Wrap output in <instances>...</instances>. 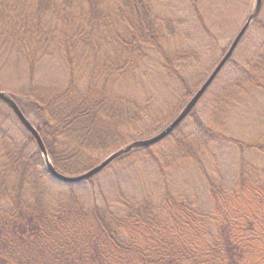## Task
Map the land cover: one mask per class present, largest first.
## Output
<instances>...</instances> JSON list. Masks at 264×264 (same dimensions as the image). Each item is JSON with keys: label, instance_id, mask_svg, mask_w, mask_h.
<instances>
[{"label": "trees", "instance_id": "obj_1", "mask_svg": "<svg viewBox=\"0 0 264 264\" xmlns=\"http://www.w3.org/2000/svg\"><path fill=\"white\" fill-rule=\"evenodd\" d=\"M155 1L0 0V50L21 55L29 76L27 87L9 96L39 133L60 173L81 174L135 140L129 133L151 116L152 98L139 103L116 87L133 85L143 67L176 81L180 92L167 102L171 105L158 124L141 132L146 134L142 138L167 126L204 82L198 65L217 36L206 11L215 2L218 17L210 16L211 21L225 24L224 8L236 0H159L165 14ZM263 10L264 0L236 48L251 25L263 33L261 40L250 46L254 49L243 63L234 60L235 48L221 68L230 62L235 72L209 106V121L219 130L242 96L254 88L264 91ZM50 17L60 23L57 29ZM191 38L198 41L195 48L188 44ZM178 40L181 44L172 49ZM51 47L65 55L69 74L62 87L33 81L37 56ZM226 51L222 48L223 55ZM221 70L167 136L132 148L101 170L121 162L132 168L147 158L155 166L158 201L156 192L143 188L138 199L126 194L121 182L111 183L121 215L109 205H85L75 193L81 186L87 191L99 186L95 179L101 171L75 183L53 178L33 136L0 100V264H264V174L244 154L251 148L264 156V139L252 144L228 140L238 150V176L231 187L220 176L210 177L202 164V153L221 136L196 107ZM10 121L21 128V136L8 128ZM189 162L204 176L209 211L168 186L170 173ZM46 178L63 188L53 199Z\"/></svg>", "mask_w": 264, "mask_h": 264}, {"label": "rangeland", "instance_id": "obj_2", "mask_svg": "<svg viewBox=\"0 0 264 264\" xmlns=\"http://www.w3.org/2000/svg\"><path fill=\"white\" fill-rule=\"evenodd\" d=\"M167 1L168 0H164L163 2L166 4ZM255 1L256 0H236L233 5L225 6L224 10L226 12L224 11L223 13L226 16L225 19H227V22L225 24L220 22L218 25H213V22L217 20L211 21L212 18L210 17H218L216 3L213 2L212 5H210L211 8L206 11V15L209 19L207 22L211 24L213 29H215L214 33L217 36L216 44L212 47L210 46L211 43L208 42V47L210 46L212 49L207 55H203L204 57H201L200 59L198 68L201 70L200 75L202 78L204 77V79H206L223 57L222 48L228 49L238 31L247 20L248 16L252 13ZM154 3L155 5H158V12L165 14L166 11L161 2L156 0ZM208 4L211 3L208 2ZM185 7H187L186 3ZM185 11L186 9L184 10V13ZM50 19L52 20V28L57 29L55 24L57 23L60 25V23L55 21L54 18L50 17ZM261 19L264 21V10L261 14ZM262 37L263 33L258 27L251 25L236 48L233 55L234 60L243 63V56L246 55L247 51L251 52L254 49V47L250 46L261 40ZM181 42L182 40H178L176 44H174V42L172 44V49L173 46L180 45ZM197 43L198 41L196 40L194 42L192 41V38L191 41L188 42L189 46L192 48H195ZM7 51L12 50H0V91L5 92L7 95H9V93L19 94L20 90L26 88L29 82L26 64L21 55H18L14 51ZM47 52L45 55L37 56V65L33 81L38 86L42 87H62L69 74V70L65 65V55L52 47L49 48ZM233 67L234 64L228 62L221 70V76L215 81L212 89L207 91L199 101L196 107L197 114L204 120L209 121L210 119L208 110L212 99H214L217 94V89L225 81L232 80V74L235 72ZM75 69L77 70L76 66ZM81 72L82 69L79 73ZM141 74V76L136 77L133 85L123 84L122 86L116 87L117 92L130 96L133 100L139 103H143L148 98H152L153 103H151V111L149 114L151 116H149L148 119H145L144 123H141V126L136 128V132L133 131L132 133H129L132 140L146 139L142 138L146 134L141 132H145V130L158 124L160 117L164 114L165 106L171 105L167 102H170L172 99L174 100L175 93L179 94L180 92L178 91L180 88L176 81L163 78L160 73L150 70L149 67H143ZM179 110L176 115L180 112ZM224 119H226V121L220 130L219 128H215L211 120L209 121V124L211 125L210 127L215 128L221 137L213 143L206 152L202 153V164L210 177L216 176L217 178L220 176L225 184L228 187H231L238 176V150L236 146H233L228 140H241L245 143L252 144L256 142L259 143L264 139L262 134L264 129V91L255 88L252 89L246 95L242 96L238 101V104L230 109L227 117ZM185 122L186 125L191 126L192 124L189 119L185 120ZM7 126L9 129L11 128L18 137L23 134L21 128L12 121H10ZM138 132L141 134L140 136ZM19 139L22 140V138ZM259 139L261 141H259ZM244 154L247 160L254 163L259 168H262L264 174V156L251 148H246ZM108 155L109 154L104 157L102 156L99 161L101 162ZM130 167L131 166L128 165V162L127 164L124 162L117 164L113 163L107 167L106 170L101 171L97 175L95 182L99 180L100 184L99 186H96L93 191H87L88 189L86 187L81 186V188H77L75 193L80 198L81 203L85 205L91 206L93 203L97 204L99 207L109 205L116 214L118 213L120 215L123 213V210H121L119 206L117 193L111 183L116 184L118 181L121 182V189L129 196L133 195L138 199L141 197V191L143 188L148 192H156L155 199L158 201L159 194L157 191L160 192L159 185L161 184L159 183V177L156 173L153 162L147 158L140 161L132 168ZM121 168L129 169L125 171ZM167 183L176 194L185 196L189 201L194 202L197 207L202 208L204 211H209L211 200L208 187L201 170L195 163L189 162L177 166L168 176ZM44 186L47 188L48 194L51 195V199H53L58 192L63 190L61 186L48 178L44 180ZM210 229L213 230V227H210Z\"/></svg>", "mask_w": 264, "mask_h": 264}, {"label": "water", "instance_id": "obj_3", "mask_svg": "<svg viewBox=\"0 0 264 264\" xmlns=\"http://www.w3.org/2000/svg\"><path fill=\"white\" fill-rule=\"evenodd\" d=\"M262 0H256L255 6L252 11V13L248 16L247 20L244 22L234 39L232 40L230 46L228 47L227 51L223 55V57L220 59V61L216 64L212 72L208 75V77L204 80V82L201 84V86L195 91V93L190 97L188 102L183 106V108L180 110V112L175 116V118L167 124L160 132L157 134L146 138V139H139L134 140L128 143L127 145L123 146L122 148L112 152L109 154L106 158H104L101 162L90 168L89 170L78 174L74 176H68L64 175L60 172H58L53 164L51 163L47 151L45 149V146L43 144V141L37 132V130L34 128V126L29 122V120L23 115L21 110L16 105L13 98H11L9 95H7L5 92L0 91V100L3 101L11 110L14 112V114L17 116L19 122L26 128V130L33 136L35 139L37 145L39 146L42 156L44 158V163L47 172L55 179L60 180L65 183H75L84 179H87L94 174L101 171L106 165H108L112 160H114L116 157L130 151L132 148H138V147H145L147 145L154 144L158 142L159 140L163 139L165 136H167L191 111V109L195 106L197 101L200 99L202 94L206 91V89L210 86L218 72L221 70V68L224 66L226 61L230 58L232 55L234 49L236 48L239 40L241 39L242 35L246 31L247 27L253 21L259 14V11L261 9Z\"/></svg>", "mask_w": 264, "mask_h": 264}]
</instances>
